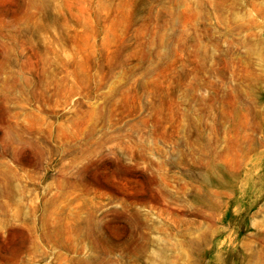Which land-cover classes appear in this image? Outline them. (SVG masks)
Here are the masks:
<instances>
[{
    "label": "rangeland",
    "instance_id": "obj_1",
    "mask_svg": "<svg viewBox=\"0 0 264 264\" xmlns=\"http://www.w3.org/2000/svg\"><path fill=\"white\" fill-rule=\"evenodd\" d=\"M0 264H264V0H0Z\"/></svg>",
    "mask_w": 264,
    "mask_h": 264
}]
</instances>
